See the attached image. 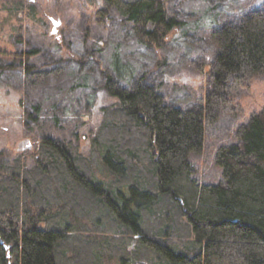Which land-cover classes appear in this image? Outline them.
<instances>
[{"label":"trees","instance_id":"trees-1","mask_svg":"<svg viewBox=\"0 0 264 264\" xmlns=\"http://www.w3.org/2000/svg\"><path fill=\"white\" fill-rule=\"evenodd\" d=\"M32 1L0 0V13L15 20L8 47L0 45V78L15 75L21 85L44 87L34 101H20L35 148L0 162V264H264V108L217 149L219 182H201L192 161L206 136L238 108L236 94L264 73V0H246L221 23L210 7L182 21L165 0H104L95 13H118L133 40L103 41L76 59L83 68L97 64L104 89L116 98L101 108L87 154L79 142H58L43 126L50 113L59 124L70 111L62 104L87 91L91 79L54 85L69 61L60 58L54 68L59 61L51 58L47 71L31 62L44 53L21 31L20 22L35 17ZM198 30L206 31L214 57L201 106L183 110L165 100L130 49H160L170 34ZM57 46L48 53L61 52Z\"/></svg>","mask_w":264,"mask_h":264},{"label":"rangeland","instance_id":"rangeland-1","mask_svg":"<svg viewBox=\"0 0 264 264\" xmlns=\"http://www.w3.org/2000/svg\"><path fill=\"white\" fill-rule=\"evenodd\" d=\"M245 1L165 0V3L169 13L182 21H192L196 16L191 12H198L200 7H210L212 12L218 15L221 23L222 20L231 19L233 7H241ZM32 3L37 10L35 17L26 23L20 22L22 23L21 31L29 46L41 48L44 53L31 62L38 69L47 71L53 69L49 66L51 58L59 61L57 64H52L54 68L62 65L60 58L69 61L64 63L67 66L64 79L61 82L57 78L54 85L62 83L63 87L69 88L73 82L83 81L82 78L85 75L91 79L90 88L87 91L82 93L77 91V99L73 97L71 101L66 100L62 104L70 111L60 117L59 124L54 122L50 113L44 117L43 126L47 133L58 142L74 144L79 142L82 152L87 154L90 148L91 132L102 120L101 108L116 102V98L111 97L104 89V75L96 72L97 64L92 62L90 66L83 68L76 59L86 57L87 48L103 41L132 44L133 39L128 31L130 26L122 23L120 15L113 11L105 15L96 14L95 9L103 8L104 0H96L95 6H85V0H33ZM10 23H15L14 17L0 13V45L2 47L7 46L5 41L9 34L15 33V30L9 32ZM57 42L60 45L57 46L58 50L62 49V51H53L54 53L49 54L48 50H51L50 47ZM21 46H23L22 43L19 47ZM81 50H84L85 54H82ZM130 54L129 57L136 61L138 68L149 71V81L159 87L168 103L183 110L201 106L202 98L208 89L210 68L208 64L214 57L206 31L198 30L188 36L172 33L162 48L153 50L137 47L130 49ZM103 67L107 68L104 62ZM24 87L25 93L23 90H18ZM29 87L33 88L32 91ZM43 88L35 89V86L32 87L28 83L21 85L15 75H5L0 78V162L3 158H11L22 152H31L35 148L34 138L23 126L20 101H26L25 103L34 101L39 90L42 91ZM54 88L56 87H51V89ZM90 93L93 95L92 99ZM90 99L92 102L89 101ZM234 103L238 108L231 109L229 114L222 118L221 128L214 130L212 135L206 136L202 151L192 154V161L197 168V177L201 182L213 184L222 179L221 167L215 160L217 149L234 141L235 130L264 108V73L253 77L250 86L236 94ZM82 223L93 226V223ZM128 234L126 233L121 239L127 238ZM97 237L99 239L102 236ZM115 254L123 259L128 256L126 251L125 253L118 251ZM116 260L118 263L105 261L104 264L130 263L127 259L125 262Z\"/></svg>","mask_w":264,"mask_h":264}]
</instances>
